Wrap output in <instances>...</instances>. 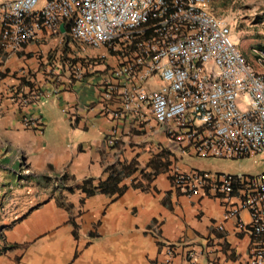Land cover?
Masks as SVG:
<instances>
[{"label":"built area","instance_id":"2783aa9c","mask_svg":"<svg viewBox=\"0 0 264 264\" xmlns=\"http://www.w3.org/2000/svg\"><path fill=\"white\" fill-rule=\"evenodd\" d=\"M212 1L0 0V55L17 53L45 32L105 48L116 55L102 84L106 116L152 119L180 160L264 158V74L239 52L231 25L212 11ZM59 62L52 63L48 78L54 97L63 85L62 70L79 81L96 68L90 59L62 67ZM25 90L13 92L12 103L27 109L49 97L43 86ZM22 124L45 131L37 114L26 112ZM171 181L189 197L227 199L226 220H236L252 238L247 264H264V170L236 176L175 168ZM245 210L248 224L241 220ZM165 252L171 263L174 246ZM188 257L192 261L195 254Z\"/></svg>","mask_w":264,"mask_h":264},{"label":"crops","instance_id":"0c3cea01","mask_svg":"<svg viewBox=\"0 0 264 264\" xmlns=\"http://www.w3.org/2000/svg\"><path fill=\"white\" fill-rule=\"evenodd\" d=\"M211 7H216L212 11L223 18L219 7H249L250 11V7H264V0H213ZM51 35L45 32L23 45L16 55L6 50L0 55V72L7 73V78L0 81V125L3 139L11 145L2 152L12 171L23 163L37 177L49 180L66 175L62 187L74 188L75 193L63 189L62 195L72 208L62 207L57 193L48 200L34 201L37 206L6 232L5 244L0 243L4 247L0 248V264H247L252 238L237 228L236 220H226L227 199L189 197L163 174L155 178L148 192L133 187L150 162L152 148L157 146L154 154H158L169 144L162 130L149 131L156 128L150 118L145 120L147 124L133 114L115 121L102 112V84L116 64V55L103 48L88 51L101 58L96 71L79 81H68L57 97L52 95L51 84H45L49 97L43 104L25 109L12 103L9 97L16 90L42 86L23 87L9 77L21 69L32 75L38 72L39 77L45 69L39 70V66L45 59L36 57L46 54L43 42ZM36 52L39 54L29 55ZM26 112L43 118V134L25 128L22 116ZM134 128L141 132L137 137L131 136ZM132 138L149 143L131 146ZM133 160L139 171L120 184L127 188L123 196L110 198L97 193L87 198L80 190L85 180L93 179L97 186L108 178V167ZM175 168L228 174L188 167L182 160ZM33 175L29 179L34 184ZM70 219L78 226L77 238ZM241 220L250 223L247 210L241 212ZM167 246H174L171 263L165 260ZM190 253L195 254L192 261L188 260Z\"/></svg>","mask_w":264,"mask_h":264},{"label":"rangeland","instance_id":"374dc122","mask_svg":"<svg viewBox=\"0 0 264 264\" xmlns=\"http://www.w3.org/2000/svg\"><path fill=\"white\" fill-rule=\"evenodd\" d=\"M219 8H222L220 14L221 17H223L231 25L233 40L237 45L239 52L246 59V61L252 65L255 71L264 74V61L261 60V54L264 53V7H250V11H247L249 10V7ZM49 42L52 43L48 46ZM43 43L46 47V54L40 53V56L36 57L40 60L43 58L45 59V61H42L39 66V70L41 68H45L41 71L42 73L40 76L38 77V72H35V74L32 75L31 73L25 72L21 69L16 71L13 76L9 77L10 79H14L18 83L20 82L19 85L23 87L28 84H31L32 86H44L47 83L50 84L48 78L53 77V75L51 76L52 71L50 69H52V63L54 61H60L59 64L62 63V67L63 63L68 60L78 63L83 59H90L93 63H95L96 68L101 61L99 56L95 58L94 55H90L88 53V51L91 52L92 50L97 49L83 47L73 41L68 35L62 37L59 34H52L49 39ZM103 49L110 53L111 56L115 55L113 52H110L105 48ZM10 54L16 55L17 53ZM35 54L38 55L39 53H30L29 55L33 57ZM89 56H91V58ZM31 57L29 59H31ZM30 63H33V60H30ZM16 75L18 77H16ZM61 75L63 85H65L68 81H75L72 80V78L69 77V74H66L64 70H62ZM24 77L25 79H23ZM5 78H7V73L0 72V81L5 80ZM38 80L41 81L39 82ZM11 98L12 96L9 97V99ZM147 123L148 122H146V124ZM157 129L161 130L156 125V128H150L149 131L154 133ZM3 132L4 131L0 125V243L5 244L6 232L9 231L10 228L17 222L27 216L34 206H37V203L35 204L34 201L39 202V200H48L57 193L61 199L59 204L62 207H65L68 210H71L72 207L66 203L64 196L62 195L63 188L59 185V177H54L49 180L41 175L37 177L36 174L33 175V172L30 171L23 163L19 169L18 167L13 168V171L9 169L11 165H7L8 162L3 160L4 154L2 151L5 149L8 150L11 145L3 139ZM130 133L131 136L137 137L141 132L134 128L130 131ZM46 135L47 134L45 133V136ZM130 142L131 146H137L139 143L142 145L149 143V141L144 140L141 142L137 138L136 140L132 138ZM156 147L157 146L152 148L150 151L151 159L149 163H156L158 159L162 158V163L166 168L163 172H161V174L169 179L171 177L170 173H172L175 169V165L180 161V159L174 155L172 147L167 146V148L163 150L164 152L154 154V152H156ZM182 161L186 166L199 170L236 174L238 176H254L260 174L264 170V158L262 156L244 158L240 160L185 157ZM30 175L34 176L33 178L36 179V183L33 184V179H29ZM34 198L36 200H34ZM70 221L71 223L76 224L75 220L70 219ZM0 248L2 249L4 247L0 245Z\"/></svg>","mask_w":264,"mask_h":264},{"label":"trees","instance_id":"16d2710c","mask_svg":"<svg viewBox=\"0 0 264 264\" xmlns=\"http://www.w3.org/2000/svg\"><path fill=\"white\" fill-rule=\"evenodd\" d=\"M73 63H75L73 61ZM162 158L158 159L156 163L151 162L147 165V167L144 170H141L138 178L135 179L138 180V183H133V187L135 189H142L145 192H148L150 189L151 184L155 180V178L161 174L165 170V166L162 163ZM138 163L136 160H133L132 162H118L115 165H112L107 168L108 178L105 181H101L97 186L94 185L93 179H87L83 182V186L80 188L83 194L86 195L87 198L93 197L97 193L105 194L106 196L114 197L117 196V198L124 195L127 188L125 186L120 187V184L125 178H128L129 176H132L136 174L139 169L137 168ZM147 169H150V172H146ZM61 187L65 184L67 180V176L64 175L62 177H59ZM63 189H66L69 193L73 194L75 193L74 188L67 187ZM81 203H84V199L81 201ZM75 231L74 236L75 238L78 237V226L73 223ZM92 236V234H91ZM4 251V250H2ZM1 254V251H0Z\"/></svg>","mask_w":264,"mask_h":264}]
</instances>
